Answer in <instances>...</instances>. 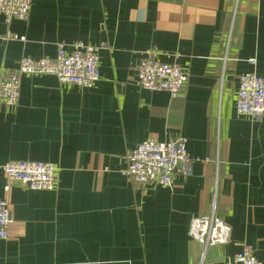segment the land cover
<instances>
[{
	"label": "crops",
	"instance_id": "crops-1",
	"mask_svg": "<svg viewBox=\"0 0 264 264\" xmlns=\"http://www.w3.org/2000/svg\"><path fill=\"white\" fill-rule=\"evenodd\" d=\"M75 42L103 45L93 87L23 76L18 104L0 105V166L57 169L50 191L0 171L12 221L0 264H227L244 248L264 264V116L235 110L239 77H264V0H31L26 21L0 14V71ZM148 51L187 73L176 98L136 85ZM177 137L191 176L162 187L122 175L137 145ZM213 205L230 237L202 258L189 226Z\"/></svg>",
	"mask_w": 264,
	"mask_h": 264
},
{
	"label": "built area",
	"instance_id": "built-area-1",
	"mask_svg": "<svg viewBox=\"0 0 264 264\" xmlns=\"http://www.w3.org/2000/svg\"><path fill=\"white\" fill-rule=\"evenodd\" d=\"M31 9V0H0V14L4 21H26ZM8 39H17L8 35ZM24 40V38H20ZM103 48L75 42L66 50L64 43L57 45L53 59L21 58L12 71H0V105L15 107L20 98V79L23 76H52L61 83L91 88L99 80L98 52ZM254 65L253 60L249 61ZM136 85L150 92H167L176 98L184 89L188 75L177 63H163L154 52L148 51L134 68ZM235 110L238 116L257 118L264 116V77L255 73L243 74L238 79ZM194 160L186 152L183 137L159 142L148 139L133 149L127 157V166L122 175L140 185L170 187L172 177L192 174ZM0 171L9 181L19 182L34 191H50L56 181V167L50 162L11 161L0 166ZM8 187H5L7 191ZM12 223L7 204L0 199V240L8 239V227ZM189 237L205 250L210 246H224L230 237V227L215 212L192 219ZM227 264H262L249 248L234 255Z\"/></svg>",
	"mask_w": 264,
	"mask_h": 264
}]
</instances>
